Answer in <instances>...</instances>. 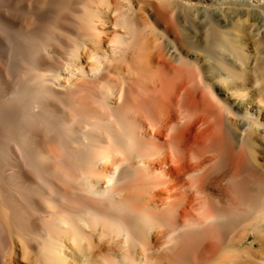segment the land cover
<instances>
[{
  "label": "bare ground",
  "instance_id": "bare-ground-1",
  "mask_svg": "<svg viewBox=\"0 0 264 264\" xmlns=\"http://www.w3.org/2000/svg\"><path fill=\"white\" fill-rule=\"evenodd\" d=\"M0 264H264V0H0Z\"/></svg>",
  "mask_w": 264,
  "mask_h": 264
}]
</instances>
